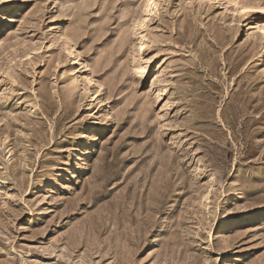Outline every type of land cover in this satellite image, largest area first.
<instances>
[{"label": "rangeland", "instance_id": "obj_1", "mask_svg": "<svg viewBox=\"0 0 264 264\" xmlns=\"http://www.w3.org/2000/svg\"><path fill=\"white\" fill-rule=\"evenodd\" d=\"M263 29L264 0H0V264H264Z\"/></svg>", "mask_w": 264, "mask_h": 264}, {"label": "bare ground", "instance_id": "obj_2", "mask_svg": "<svg viewBox=\"0 0 264 264\" xmlns=\"http://www.w3.org/2000/svg\"><path fill=\"white\" fill-rule=\"evenodd\" d=\"M243 10H246V7H244ZM263 31H264V29H263ZM69 54H70V57L69 58H70V67H71L69 72H70L71 76L76 77V78H80V75L82 73V61H81L79 55L77 54V52L74 49L70 50L69 51ZM91 77H92L91 75L88 76V78H87L88 82L91 80ZM91 101L92 102H91V105L90 106L93 109H95L94 107L99 102L98 101V98L96 96H93V98L91 99ZM162 231H163V225L161 226V230H160L159 233H161Z\"/></svg>", "mask_w": 264, "mask_h": 264}]
</instances>
